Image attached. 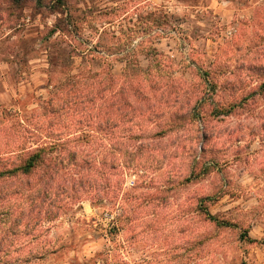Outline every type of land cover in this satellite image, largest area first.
Here are the masks:
<instances>
[{
  "label": "clouds",
  "instance_id": "obj_1",
  "mask_svg": "<svg viewBox=\"0 0 264 264\" xmlns=\"http://www.w3.org/2000/svg\"><path fill=\"white\" fill-rule=\"evenodd\" d=\"M0 264H264V0H0Z\"/></svg>",
  "mask_w": 264,
  "mask_h": 264
}]
</instances>
